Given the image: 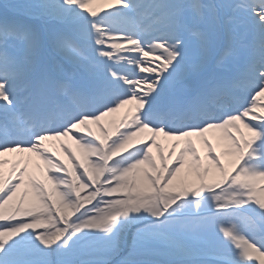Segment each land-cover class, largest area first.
<instances>
[{
  "label": "snow or ice",
  "instance_id": "snow-or-ice-1",
  "mask_svg": "<svg viewBox=\"0 0 264 264\" xmlns=\"http://www.w3.org/2000/svg\"><path fill=\"white\" fill-rule=\"evenodd\" d=\"M0 264H264V0H0Z\"/></svg>",
  "mask_w": 264,
  "mask_h": 264
},
{
  "label": "bare ground",
  "instance_id": "bare-ground-1",
  "mask_svg": "<svg viewBox=\"0 0 264 264\" xmlns=\"http://www.w3.org/2000/svg\"><path fill=\"white\" fill-rule=\"evenodd\" d=\"M61 156H62V154H61Z\"/></svg>",
  "mask_w": 264,
  "mask_h": 264
},
{
  "label": "rangeland",
  "instance_id": "rangeland-1",
  "mask_svg": "<svg viewBox=\"0 0 264 264\" xmlns=\"http://www.w3.org/2000/svg\"><path fill=\"white\" fill-rule=\"evenodd\" d=\"M66 160H67V158H66Z\"/></svg>",
  "mask_w": 264,
  "mask_h": 264
}]
</instances>
